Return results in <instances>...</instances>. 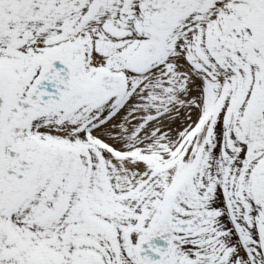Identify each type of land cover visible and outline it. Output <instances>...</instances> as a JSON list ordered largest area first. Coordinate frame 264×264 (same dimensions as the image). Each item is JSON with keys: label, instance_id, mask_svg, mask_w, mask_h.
<instances>
[{"label": "snow or ice", "instance_id": "snow-or-ice-1", "mask_svg": "<svg viewBox=\"0 0 264 264\" xmlns=\"http://www.w3.org/2000/svg\"><path fill=\"white\" fill-rule=\"evenodd\" d=\"M0 264H264V0H0Z\"/></svg>", "mask_w": 264, "mask_h": 264}]
</instances>
